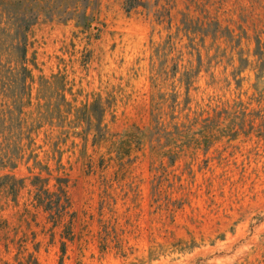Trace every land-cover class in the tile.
Wrapping results in <instances>:
<instances>
[{
    "label": "rangeland",
    "instance_id": "obj_1",
    "mask_svg": "<svg viewBox=\"0 0 264 264\" xmlns=\"http://www.w3.org/2000/svg\"><path fill=\"white\" fill-rule=\"evenodd\" d=\"M92 19L15 37L26 81L0 6V264H264V0H98Z\"/></svg>",
    "mask_w": 264,
    "mask_h": 264
},
{
    "label": "trees",
    "instance_id": "obj_2",
    "mask_svg": "<svg viewBox=\"0 0 264 264\" xmlns=\"http://www.w3.org/2000/svg\"><path fill=\"white\" fill-rule=\"evenodd\" d=\"M6 3L5 5L0 3V6L4 11L6 22L8 20V22L14 27V34L11 35L13 41H10L7 45L6 52L7 54H13L17 51L19 56L16 60H8V64H20L21 67L17 73H20L21 75L23 74V78L26 81L29 79V73L25 65L26 45L25 43H17L15 37H25L30 27L34 26L41 17L49 20L56 19L62 22L75 21L76 27H80L83 31L88 30L90 28V23L93 20V12L98 7V0H7ZM32 4L34 7H31ZM137 5L138 0H124V10L127 13L135 9ZM88 10L90 13H87ZM44 82L46 85H49L47 81L44 80ZM23 97H25L27 101V88L25 89ZM18 99L21 100L22 97L20 96ZM19 113L20 111H16L15 115H18ZM76 113L78 116H83L82 118H85L87 122H90L93 117L101 119L103 110L97 109L93 103L77 110ZM8 114H11V112L8 111ZM53 119H61L59 111L55 110L37 113L36 118H34L31 123L24 128L29 133L41 127L44 122H47L46 120L51 121ZM99 122L100 120L97 123ZM93 128H96V130L100 132L98 126H93ZM89 129H92V126H87V130ZM2 156L5 155L2 154ZM14 158L17 160V157ZM5 162L9 164L8 158L5 159ZM11 166L14 167L13 165ZM57 184L58 192L52 195L54 197V206H47L44 208L45 211L52 212L51 218L56 222L64 215L65 209L67 208L63 206V204H60L61 199H63L67 204V199H64L65 193L62 188L64 181L58 179ZM37 200L40 204H42L39 197Z\"/></svg>",
    "mask_w": 264,
    "mask_h": 264
}]
</instances>
